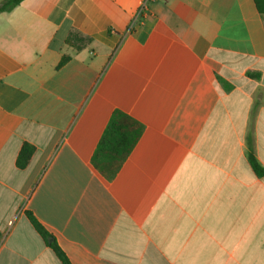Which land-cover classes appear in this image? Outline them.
Wrapping results in <instances>:
<instances>
[{
	"label": "crops",
	"instance_id": "obj_1",
	"mask_svg": "<svg viewBox=\"0 0 264 264\" xmlns=\"http://www.w3.org/2000/svg\"><path fill=\"white\" fill-rule=\"evenodd\" d=\"M143 1L0 13V264H63L28 213L71 264H264V14ZM115 111L143 134L98 168Z\"/></svg>",
	"mask_w": 264,
	"mask_h": 264
},
{
	"label": "trees",
	"instance_id": "obj_2",
	"mask_svg": "<svg viewBox=\"0 0 264 264\" xmlns=\"http://www.w3.org/2000/svg\"><path fill=\"white\" fill-rule=\"evenodd\" d=\"M23 1L24 0H3L0 3V13L11 12ZM254 2L257 10L261 14H264V0H254ZM71 37L75 42L74 46L78 50L86 46V44L90 41L89 38L81 37L75 33H72L68 43L72 42ZM67 60L68 58H63L60 66L66 63ZM256 77H258V75H256ZM142 134L143 126L139 122L120 111H115L94 153V164L98 168L103 163L113 165V167H118L132 153ZM33 152L34 148L32 146L28 144L24 145L18 159V164L20 167H25ZM249 159L256 175L264 178V167L258 162L253 154H250ZM28 217L35 229L46 241V243L55 251L62 263L71 264L56 242L49 243V239L51 238L50 234L39 223L34 215L32 213H28Z\"/></svg>",
	"mask_w": 264,
	"mask_h": 264
},
{
	"label": "built area",
	"instance_id": "obj_3",
	"mask_svg": "<svg viewBox=\"0 0 264 264\" xmlns=\"http://www.w3.org/2000/svg\"><path fill=\"white\" fill-rule=\"evenodd\" d=\"M154 1L155 0H144L139 11H138V16L144 15V13H146L149 10L150 4Z\"/></svg>",
	"mask_w": 264,
	"mask_h": 264
},
{
	"label": "water",
	"instance_id": "obj_4",
	"mask_svg": "<svg viewBox=\"0 0 264 264\" xmlns=\"http://www.w3.org/2000/svg\"><path fill=\"white\" fill-rule=\"evenodd\" d=\"M50 241H52V239Z\"/></svg>",
	"mask_w": 264,
	"mask_h": 264
}]
</instances>
